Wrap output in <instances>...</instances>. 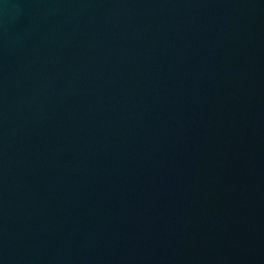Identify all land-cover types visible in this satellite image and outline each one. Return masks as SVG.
<instances>
[{
    "label": "water",
    "instance_id": "obj_1",
    "mask_svg": "<svg viewBox=\"0 0 264 264\" xmlns=\"http://www.w3.org/2000/svg\"><path fill=\"white\" fill-rule=\"evenodd\" d=\"M0 264H264V0H0Z\"/></svg>",
    "mask_w": 264,
    "mask_h": 264
}]
</instances>
